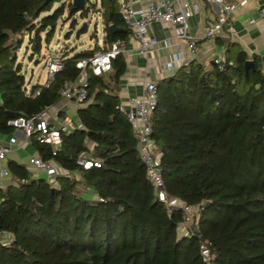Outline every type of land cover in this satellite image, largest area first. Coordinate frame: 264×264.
I'll return each mask as SVG.
<instances>
[{"label":"trees","instance_id":"trees-1","mask_svg":"<svg viewBox=\"0 0 264 264\" xmlns=\"http://www.w3.org/2000/svg\"><path fill=\"white\" fill-rule=\"evenodd\" d=\"M71 5L0 0V132L14 130L10 118L53 105L64 82L76 78L77 62L106 49L95 43L64 50L53 78L30 84L23 56L29 50L39 59L65 10L75 25L79 10ZM85 6L88 14L100 12L104 42L127 38L117 0ZM110 23L124 29L110 32ZM230 44L222 69L213 58L190 60L156 80L151 136L164 189L180 204L160 200L132 123L117 107L115 86L126 69L121 52L109 75L87 69L88 95L59 148L53 152L36 131L28 137L63 171L48 177L8 160L13 179L0 188V264H206L202 244L212 264H264V67L259 54L231 53ZM82 152L99 165L77 163ZM183 204L192 209L187 220Z\"/></svg>","mask_w":264,"mask_h":264},{"label":"built area","instance_id":"built-area-1","mask_svg":"<svg viewBox=\"0 0 264 264\" xmlns=\"http://www.w3.org/2000/svg\"><path fill=\"white\" fill-rule=\"evenodd\" d=\"M216 2L221 6L218 15L201 25L198 35H190L187 31V20L192 14V6L187 2L175 5L172 0H157L149 2L146 5L137 6L131 0H118L119 13L132 36L138 42V51L146 61L142 70L145 75L151 70L162 64L161 59L151 56L158 39L150 33L151 24L154 21H163L173 27V40H168L163 46H169L186 39L191 52L196 50V43L199 39L214 38L224 27L233 30L230 24L229 15L235 8L234 3L225 0H209ZM258 16L264 20V0L258 7ZM254 19L251 18L250 22ZM178 41V42H177ZM180 48V47H179ZM125 52L124 42L117 39L103 50H96L91 56L81 58L77 62L79 72L75 79L67 80L61 88V96L67 100L83 101L88 95V76L87 69L90 68L96 74H108L111 70V60L118 53ZM173 61L176 66L189 63L190 56H187L183 50L178 49L173 53ZM213 61L217 63L218 68L222 69L223 57L214 56ZM46 69L48 78H53L56 71L62 67L61 56L55 53L46 59ZM38 92V90H36ZM156 102V80H146L142 91L139 94L119 93V102L117 107L121 110L128 120L132 123V128L137 136V146L140 156L146 166L147 174L157 194L167 206L180 204L178 199L170 197L164 189L163 178L160 167V151L156 148L152 132V109ZM48 108L32 115H17L9 119L8 123L16 129H21L25 137H29L34 131L37 132V138L53 146V152L61 145V132L70 130L73 122L70 118L62 120L54 115H49ZM15 137H11L9 142H14ZM9 145L0 143V158H3L9 150ZM28 163L37 169L44 170L48 177H53L56 173L63 171L62 168L51 159H45L38 153H31L28 156ZM77 163L84 167L92 164L99 165V162L87 156L86 153H80ZM185 219L191 215V207L184 205ZM181 224L185 225V221ZM201 254L206 264H212L209 248L201 245Z\"/></svg>","mask_w":264,"mask_h":264},{"label":"crops","instance_id":"crops-1","mask_svg":"<svg viewBox=\"0 0 264 264\" xmlns=\"http://www.w3.org/2000/svg\"><path fill=\"white\" fill-rule=\"evenodd\" d=\"M118 1V0H117ZM133 4L140 6L157 0H131ZM175 5L187 2L192 6V14L189 16L187 31L190 35H198L201 25L214 19L221 10V6L216 2L209 0H172ZM234 3L236 6L230 12L229 20L233 30L224 27L223 30L214 38L199 39L196 43V50L191 52L186 39L177 41L169 46H163L168 40H173V27L163 21H154L151 24L150 33L155 36L159 44L156 46L151 56H158L162 64L143 75L142 70L145 65V57L138 51V42L132 36L131 32L123 41L125 52L123 55L126 61V69L120 77L118 85L115 86V92L139 94L142 91L143 84L146 80H157L167 76L177 69L172 59L173 53L178 49L183 50L191 60L207 63L214 56L227 55V45L229 50L234 53L238 48L243 49L249 56L257 53L262 58L264 67V20L258 16V7L261 0H225ZM253 18L254 21L250 22ZM101 45L106 48L110 45L102 40ZM180 47V48H179ZM107 75V74H105ZM109 75V73H108ZM81 105L75 100H67L60 97L53 105L49 106L47 111L49 115H54L57 119L75 117L77 108ZM11 137H15L14 142H9ZM0 143L9 145V150L3 158H0V188L5 187L12 181L13 177L8 170V160L14 159L24 163L27 167L34 170L39 175H45V171L35 168L28 163V156L36 153L29 143V138L25 137L21 129H16L10 133L0 132ZM182 232L186 230L184 224H180ZM183 232V233H184Z\"/></svg>","mask_w":264,"mask_h":264},{"label":"rangeland","instance_id":"rangeland-1","mask_svg":"<svg viewBox=\"0 0 264 264\" xmlns=\"http://www.w3.org/2000/svg\"><path fill=\"white\" fill-rule=\"evenodd\" d=\"M59 4V1L54 2L53 8ZM79 12L80 11L75 14L77 18L75 25H72V17L64 19L68 15V11L65 10L63 16L57 23L55 33L53 34L51 40L48 43L43 40L42 53L39 55V59H37V61H35L34 57H30L29 50L23 56L25 75L26 78L30 80V84L35 82H44L48 78V73L45 66L47 57L52 56L55 53L60 54L64 50H68L70 53L73 52V49L76 51L82 48L93 46L95 43H102L103 22L100 12L90 10L89 14H87L89 21L85 30H82V27L87 17H80ZM26 44L27 37H25L23 46L18 50L19 54L22 55ZM34 56L38 57L37 54ZM179 232H182L181 227Z\"/></svg>","mask_w":264,"mask_h":264},{"label":"water","instance_id":"water-1","mask_svg":"<svg viewBox=\"0 0 264 264\" xmlns=\"http://www.w3.org/2000/svg\"><path fill=\"white\" fill-rule=\"evenodd\" d=\"M85 1L86 0H72V5L70 6L69 9H71L73 6L76 7L80 12H83L84 16L87 17V14H88V10L85 6ZM108 29L110 32H113L115 30H119V29H124V28H121V27H116L113 23H110L108 25ZM252 65V61L250 59H247L245 61V66L248 67Z\"/></svg>","mask_w":264,"mask_h":264}]
</instances>
